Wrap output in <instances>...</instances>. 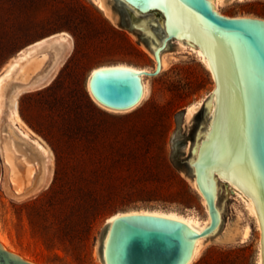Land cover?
Listing matches in <instances>:
<instances>
[{
  "label": "rangeland",
  "instance_id": "1",
  "mask_svg": "<svg viewBox=\"0 0 264 264\" xmlns=\"http://www.w3.org/2000/svg\"><path fill=\"white\" fill-rule=\"evenodd\" d=\"M218 11L264 18V0H229ZM62 31L72 48L55 76L18 97L21 119L51 150V176L35 195L15 200L2 188L0 155V235L37 264H100L98 235L115 212L174 211L203 221L200 194L170 162L169 138L174 113L212 92L210 71L188 48L166 52L170 64L146 77L148 94L135 108L107 110L88 91L89 72L115 63L153 70L135 38L92 0H0V72L30 43ZM187 123L184 109L180 134ZM2 135L14 159L24 161L30 148L5 129ZM229 188L218 181L222 222L191 264H259L260 230ZM236 225L248 227V236L225 240Z\"/></svg>",
  "mask_w": 264,
  "mask_h": 264
},
{
  "label": "water",
  "instance_id": "2",
  "mask_svg": "<svg viewBox=\"0 0 264 264\" xmlns=\"http://www.w3.org/2000/svg\"><path fill=\"white\" fill-rule=\"evenodd\" d=\"M99 6L157 60L151 71L121 67L92 71L89 88L101 104L115 109L138 104L144 77L170 64L162 54L186 46L207 56L216 85L185 125L184 134L180 131L185 108L174 113L169 138L170 162L204 196L209 224L198 232L177 218L121 214L102 226L97 260L100 264H186L196 239L215 234L220 222L213 172L216 183L234 184L253 203L264 264V18L223 15L214 9V0H101ZM171 41L175 42L168 45ZM0 264L37 263L0 244Z\"/></svg>",
  "mask_w": 264,
  "mask_h": 264
},
{
  "label": "bare ground",
  "instance_id": "3",
  "mask_svg": "<svg viewBox=\"0 0 264 264\" xmlns=\"http://www.w3.org/2000/svg\"><path fill=\"white\" fill-rule=\"evenodd\" d=\"M92 1L107 17V15L105 14V10L99 6L101 0ZM219 3L220 0H214V9L217 12H219ZM71 48L72 40L71 35L69 33L65 31L54 33L52 35L43 37L39 40L30 43L25 48L20 50L14 57L11 58V60L5 65L3 70L0 72V155L2 158V188L7 196L15 200L21 201L30 196H33L47 185L51 176L50 164L52 160V153L48 145L40 136L33 135L32 130L21 119L18 112V97L21 93L26 90L39 88L50 82L51 79L55 76L60 66L62 65V63L64 62L66 56L69 54ZM185 48H188L187 50L189 51L195 52L199 60L203 63L205 68L210 71L211 76L213 77L209 60L207 56L203 53V51L201 49H194L190 46H186ZM162 58L166 60L165 53L162 54ZM154 61L156 66L157 60L154 59ZM106 67L129 68L132 70H137L138 72L151 71L144 67H137L126 63H115L95 66L91 69L89 74L97 68ZM146 77L148 76H145L143 79V93L141 100L146 97L149 91ZM88 80L89 75L87 78L88 91L93 100L101 107L114 112H126L135 108L138 105L136 104L132 107L125 109H115L105 106L101 104L98 100H96V98L92 95L89 88ZM215 85L216 84H214L213 89L215 88ZM203 102L204 100L200 99L186 106V121H190L192 115L199 110ZM4 129L13 137H15L18 141L27 145L30 148L31 152L27 154V157L24 159V161L14 159V156L9 148L8 143L4 141V137L2 135ZM212 178L214 179L215 185L216 207L220 216V222L214 230L215 232H217L222 222V209L217 205L218 183H216L217 176H215L213 172ZM227 186H230V184L227 183ZM231 186L230 188L234 191V193H236L245 203L246 208L248 209L249 213L254 217L257 227L260 230L258 215L253 203L242 190L237 188L232 183ZM193 187L200 194L202 202L204 203L207 211V217L203 221H199L195 216H184L174 211L133 209L113 213L112 215L107 217L106 223L121 214L152 213L167 216L170 218H177L185 222L186 224L192 226L196 231L200 232L209 224L210 216L204 196L197 187H195L194 185ZM248 233V227L245 226L242 228L241 225H236L235 227L227 231L224 239L229 242H233L236 240L245 239L248 236ZM205 238V236H201L196 239L192 256L186 264H191L193 262L195 257L200 252ZM0 244L5 249L17 253V251L12 249L8 239L3 235H0ZM259 264H261V245L259 248Z\"/></svg>",
  "mask_w": 264,
  "mask_h": 264
},
{
  "label": "flooded vegetation",
  "instance_id": "4",
  "mask_svg": "<svg viewBox=\"0 0 264 264\" xmlns=\"http://www.w3.org/2000/svg\"><path fill=\"white\" fill-rule=\"evenodd\" d=\"M137 14H138V15H142L141 13H138V12H137ZM133 29H138V30H140L139 28H133ZM174 42H175V41H171L170 43H168V45H169V44H172V43H174ZM146 44H147V48L151 47L148 41H147ZM168 45H167V46H168ZM167 46H166L165 48H167ZM149 50H150V49H149Z\"/></svg>",
  "mask_w": 264,
  "mask_h": 264
}]
</instances>
